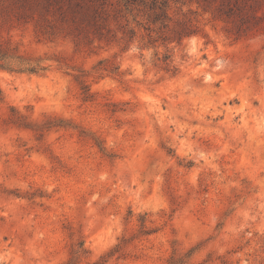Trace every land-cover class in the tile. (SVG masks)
I'll use <instances>...</instances> for the list:
<instances>
[{
	"label": "rangeland",
	"instance_id": "374dc122",
	"mask_svg": "<svg viewBox=\"0 0 264 264\" xmlns=\"http://www.w3.org/2000/svg\"><path fill=\"white\" fill-rule=\"evenodd\" d=\"M114 1L91 45L0 9V44L66 63L0 68V264H264V0Z\"/></svg>",
	"mask_w": 264,
	"mask_h": 264
},
{
	"label": "trees",
	"instance_id": "16d2710c",
	"mask_svg": "<svg viewBox=\"0 0 264 264\" xmlns=\"http://www.w3.org/2000/svg\"><path fill=\"white\" fill-rule=\"evenodd\" d=\"M197 1L199 4L204 1L205 3L217 2V0ZM124 2L128 7L146 3L145 0H124ZM227 2L226 9L222 7L226 4L225 0H222L217 6V10L222 17L229 19L240 17L241 20H246L249 16L253 17L254 20L262 18L257 14H249V9L256 10L255 5L251 4L249 0H227ZM169 3L170 0H153L151 8L159 6L161 12L157 13V17L164 16L171 20L164 10L170 5ZM115 5L114 0H0V9L3 14L11 15L15 13L19 19L33 20L38 36L51 41L61 37L72 40L78 39L84 41L87 45H91L96 39L109 43L116 37L110 26L112 18L118 20ZM196 32L192 28L190 20H178L175 26L170 29V34L163 37V39L165 41L178 40L180 42L184 37ZM236 37L239 38L240 34ZM51 60L56 61L60 67L66 64L63 56H56L55 58L33 56L0 44V68L8 71L42 73L50 69L52 64H46V62ZM103 62L104 60L100 61V63ZM194 250L195 248H191L183 255H177L174 252L168 259L167 264H184L192 256ZM88 252L84 244L80 242L78 247L72 250V256L66 264L79 262L81 256ZM110 253L113 255L112 252ZM103 261L106 260L103 259ZM92 264H102V262L96 261Z\"/></svg>",
	"mask_w": 264,
	"mask_h": 264
}]
</instances>
